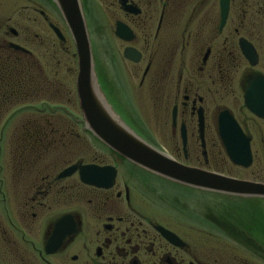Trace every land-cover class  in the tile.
<instances>
[{"label":"flooded vegetation","instance_id":"af4514ba","mask_svg":"<svg viewBox=\"0 0 264 264\" xmlns=\"http://www.w3.org/2000/svg\"><path fill=\"white\" fill-rule=\"evenodd\" d=\"M185 7L188 26L177 38L175 0H108L112 34L119 42L117 49L111 46L110 57L115 63L119 54L134 69L121 74L106 69L104 82L97 69L95 74L111 112L135 136L181 166L232 177L223 170L225 161L231 163L217 132L219 113L226 110L249 138L247 168L253 162L251 137L234 109L208 111L207 104L238 96V112L264 123L243 102L247 82L264 81V0H188ZM117 22L130 30L129 41L115 36ZM9 44L0 51V112L17 109L0 128V264H264V258L251 254L255 234L245 227L250 220L244 218L240 228L239 220L223 214L205 217L192 211L198 204L188 198V186L129 163L87 131L74 132L68 123L59 130L46 101L32 105L33 88L48 81L33 73L29 51ZM126 48L137 53L136 63L123 57ZM252 88L261 91L264 85ZM14 117L19 130L3 143L8 134L3 130ZM80 135L93 143L89 160L58 148ZM164 140L169 146L159 142ZM87 165L112 168V184L82 183L78 167ZM70 167L74 172L60 177ZM240 250L254 263L240 261ZM215 252L216 258L207 254ZM224 253L231 258L222 260Z\"/></svg>","mask_w":264,"mask_h":264},{"label":"rangeland","instance_id":"374dc122","mask_svg":"<svg viewBox=\"0 0 264 264\" xmlns=\"http://www.w3.org/2000/svg\"><path fill=\"white\" fill-rule=\"evenodd\" d=\"M175 1L176 27L175 29H172V31L176 33L173 34L178 38L183 33V28L187 25L188 9H181L188 5V0ZM107 3L108 0H80L90 40L93 71L94 73H96V69L99 71L98 74L101 76L103 82L105 81L104 72L106 69L114 68V70L117 69L121 74L120 70L133 68V66L127 65L119 54L116 57L115 63L113 58L111 59L110 57L111 46H114L117 49L119 47V42L114 39L112 34L113 19L110 18V13L106 8ZM37 10L43 11L44 16L48 19L47 23L56 26L60 30L65 38L64 42L61 43L56 39L48 28V24L44 22ZM9 29L14 30L18 36L13 37L8 32ZM7 42L14 43L29 51L33 59V73L42 74L48 81L42 86V83L38 82L39 84L33 88L32 105L35 108H38L39 101H46L48 103V111L54 112L55 114L53 115L52 122L54 125L58 126L61 131H65V129L69 128L66 126L67 123L74 132L80 133L87 131L84 128L83 122H81L79 126L73 125L72 123L73 120L79 119L82 121L74 85L77 73L76 56L67 29L52 1L0 0V51H3V49L1 50V47H4ZM184 53H186L185 67L187 68L188 49ZM177 55L179 60L181 57L179 51H177ZM167 58L168 55L165 56L164 59L162 58L161 65ZM177 63H179V61H177ZM142 66L143 63L135 67L141 68ZM154 66L155 65L153 64V67ZM164 66H167V64ZM95 79H97L96 81L100 93L105 98L100 89L96 74ZM133 82L137 81L132 80V83ZM235 99L237 101H234L232 97L227 95L217 102V99L213 103L209 102L211 105L208 103L207 109L208 111H211L213 108L216 109V111L222 108L235 110L236 113L233 112L236 114L241 124H244L247 128L248 135L251 137L253 162L249 168L240 169L225 161L223 170L235 178L264 182V123L253 119L244 111L241 112L239 110L241 112L239 113L238 109L239 105H241V101L238 96ZM216 105H218V107ZM15 109H17V107L8 108L6 111L1 110L0 115L3 116L0 123L1 130L3 129V121L6 117L10 116ZM33 115L35 116V114ZM19 126V118H12L3 130L8 134L6 135V139L2 142L9 144L12 137L9 133H16V131L19 130ZM159 142L164 146L168 145L167 140ZM93 147V143H91L90 139L85 135H80L77 139H65L64 144L58 146V148H61L62 150H71V153L76 152L77 155L84 154L86 160H89V152H91L90 149L93 151ZM210 159L212 160V158ZM214 163L220 164L222 161H220V159L218 161L215 158ZM218 195L219 194L204 191L201 192L188 188V198L193 199L196 204H198L195 206L193 204L191 205L192 211L200 212V214H204L205 217L211 214L221 217L220 214H223L226 219L233 218L234 220H239L241 225L240 228L245 225L244 218L250 220L247 222L248 226L245 227L255 234L251 235L250 242L254 249V252L252 251L251 254H258V256L264 258V201L257 199H223V197L221 198V196ZM195 227L199 229L203 228V226H193V228ZM207 254L211 258H216L218 256L216 255V252ZM227 254L228 253H224V255H222V260L231 258L230 256H227ZM237 255L240 261L244 259L254 263L253 257H251L247 251L240 250ZM254 264L261 263H258L257 261Z\"/></svg>","mask_w":264,"mask_h":264},{"label":"water","instance_id":"95a60500","mask_svg":"<svg viewBox=\"0 0 264 264\" xmlns=\"http://www.w3.org/2000/svg\"><path fill=\"white\" fill-rule=\"evenodd\" d=\"M51 1L61 15L74 46L77 65L75 93L82 122L84 128L98 142L129 163L189 188L227 196L264 200V184L181 166L130 132L111 112L100 93L93 71L90 43L79 0ZM49 27L58 40H64L56 27L53 25ZM10 32L14 33L12 29ZM114 34L118 39L126 42L132 38L130 30L120 22L115 24ZM9 47L26 52L15 44H9ZM123 57L134 63L138 61L137 53L131 48L124 50ZM253 84L264 85V81H248L243 93V102L251 114L264 120V90H253ZM198 127L200 129L201 124H198ZM217 132L228 160L236 166L247 168L251 163L249 138L242 133L226 110L218 115ZM78 169L80 180L84 184L96 187H107L112 184L114 177L112 168L87 165L80 166ZM74 170L75 167L67 168L60 177L69 176ZM106 174V178L103 177Z\"/></svg>","mask_w":264,"mask_h":264}]
</instances>
